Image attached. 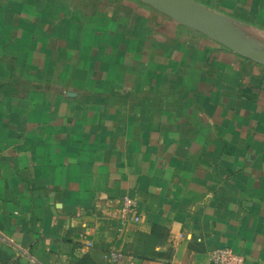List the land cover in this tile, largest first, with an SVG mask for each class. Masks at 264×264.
<instances>
[{"label":"crops","instance_id":"crops-1","mask_svg":"<svg viewBox=\"0 0 264 264\" xmlns=\"http://www.w3.org/2000/svg\"><path fill=\"white\" fill-rule=\"evenodd\" d=\"M199 3L264 26V0ZM239 57L139 0H0V264H264V67Z\"/></svg>","mask_w":264,"mask_h":264},{"label":"water","instance_id":"water-1","mask_svg":"<svg viewBox=\"0 0 264 264\" xmlns=\"http://www.w3.org/2000/svg\"><path fill=\"white\" fill-rule=\"evenodd\" d=\"M169 17L177 24L193 29L234 54L264 67V49L252 44L230 28L214 10L195 0H139Z\"/></svg>","mask_w":264,"mask_h":264},{"label":"built area","instance_id":"built-area-1","mask_svg":"<svg viewBox=\"0 0 264 264\" xmlns=\"http://www.w3.org/2000/svg\"><path fill=\"white\" fill-rule=\"evenodd\" d=\"M137 202L136 200L125 197L121 202V207L115 215L121 222L122 226L129 223L130 220H139L136 216ZM113 261L121 258L118 253L112 252L109 257ZM209 264H245V259L242 255L236 253L229 247L215 248L209 256Z\"/></svg>","mask_w":264,"mask_h":264},{"label":"rangeland","instance_id":"rangeland-1","mask_svg":"<svg viewBox=\"0 0 264 264\" xmlns=\"http://www.w3.org/2000/svg\"><path fill=\"white\" fill-rule=\"evenodd\" d=\"M195 1L200 2L201 0H195ZM207 6H208V8H210L209 4H207ZM212 10H214L217 14L221 15V17L226 22H229V23H232L235 25H239V26L244 27V28H250V29H252L258 33L264 34V26H261L257 22H245V21L233 20V19L231 20L229 17L226 16V13H222V12L215 10V9H212ZM154 14H156V13H154ZM139 18H141V17H139ZM156 22H157V20H155L154 25H156ZM179 28L181 29L182 27H179ZM186 34H187V36L185 37L186 41L194 43V44H197V43H195V41L197 42L198 41L197 39L200 38V36H201V35H198L197 33H191L190 31H188ZM195 34H197V35H195ZM259 36L264 37V35H259ZM257 46L264 49V47L260 43H257ZM239 60L245 61V59L240 58V57H239Z\"/></svg>","mask_w":264,"mask_h":264},{"label":"bare ground","instance_id":"bare-ground-1","mask_svg":"<svg viewBox=\"0 0 264 264\" xmlns=\"http://www.w3.org/2000/svg\"><path fill=\"white\" fill-rule=\"evenodd\" d=\"M227 24V23H226ZM229 24V23H228ZM230 25V24H229ZM231 28V27H230ZM232 28H234V25H233V27ZM235 29H237V28H235ZM240 29V28H239ZM237 32H238V30H237ZM243 35H245V38L246 39H248V40H250L251 42H255L256 44L257 43H260L263 47H264V37H261V36H259L258 34L257 35H255V34H252V33H250V32H246V31H244V32H242V31H240Z\"/></svg>","mask_w":264,"mask_h":264},{"label":"trees","instance_id":"trees-1","mask_svg":"<svg viewBox=\"0 0 264 264\" xmlns=\"http://www.w3.org/2000/svg\"><path fill=\"white\" fill-rule=\"evenodd\" d=\"M76 264H95V263L88 258H84V259L78 261Z\"/></svg>","mask_w":264,"mask_h":264}]
</instances>
